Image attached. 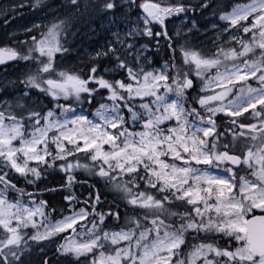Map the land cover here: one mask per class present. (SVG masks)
Here are the masks:
<instances>
[{"label":"snow or ice","instance_id":"6c2138e0","mask_svg":"<svg viewBox=\"0 0 264 264\" xmlns=\"http://www.w3.org/2000/svg\"><path fill=\"white\" fill-rule=\"evenodd\" d=\"M48 16L0 46L18 71L0 92V264H264V0ZM84 17L108 39L70 63Z\"/></svg>","mask_w":264,"mask_h":264},{"label":"trees","instance_id":"16d2710c","mask_svg":"<svg viewBox=\"0 0 264 264\" xmlns=\"http://www.w3.org/2000/svg\"><path fill=\"white\" fill-rule=\"evenodd\" d=\"M33 2L34 0H8L0 4V46H3L5 42L11 46L13 39H26V36L24 35L25 27H31L33 23L41 24L46 18L50 19V16H48L49 8L57 9L60 4L63 3V0H45L49 7L43 10L33 9L30 6ZM13 7L16 9L15 11H13ZM61 14H63V10H61ZM86 18L89 17H84L83 19L73 21L70 31L67 34L65 47L69 48V52L66 55L70 63L73 61H78L81 57L86 58L87 53L92 51L91 48L89 49L91 40L90 26H87V22H84L87 20ZM5 21H7V23ZM5 33L13 35V38L6 39L8 37L4 35ZM2 35H4L3 38H1ZM10 76L11 79L7 80ZM6 77L7 81L5 80ZM17 77L18 71L14 64L0 69V79L2 78L0 80V92L3 91L5 84H8V82L12 80H16ZM9 91H11L10 85ZM84 107L87 109V105ZM78 179L87 180L88 183H92V179L86 176L83 172L78 174ZM60 180V175H52L48 177L45 183H47L49 187H55L58 185ZM87 187L88 184H85L83 187H81L80 184L77 183L75 185L74 191L81 199H83L88 195L87 191H85ZM31 190L32 189H29V191ZM36 191H39V189H36ZM44 198L48 199L50 203L57 205V207H59V202L62 200V197L49 193H45ZM107 198L111 200L112 196L108 195ZM101 199L103 200L104 197L102 196ZM121 211H123V209H121ZM45 250L48 255H52V252L54 251V249L49 250L47 248ZM38 255L39 254L33 253L34 258Z\"/></svg>","mask_w":264,"mask_h":264},{"label":"bare ground","instance_id":"6f19581e","mask_svg":"<svg viewBox=\"0 0 264 264\" xmlns=\"http://www.w3.org/2000/svg\"><path fill=\"white\" fill-rule=\"evenodd\" d=\"M86 19L87 20L84 22H87V26H90V32H92V35H93L91 40H90L89 49L90 48L93 49V48L99 46L101 43L106 42V40L108 39V34L105 32L104 28L101 27V25L103 23L102 21L95 19V18H90V19L86 18ZM202 22L203 21H201V23ZM4 35L7 37L9 36V34H6V33ZM4 35H2L1 38H3ZM6 39H9V37ZM6 79H7V77L5 78V80ZM10 79H11V76L7 80H10Z\"/></svg>","mask_w":264,"mask_h":264},{"label":"rangeland","instance_id":"374dc122","mask_svg":"<svg viewBox=\"0 0 264 264\" xmlns=\"http://www.w3.org/2000/svg\"><path fill=\"white\" fill-rule=\"evenodd\" d=\"M37 253H39V250H36V252L34 254H37Z\"/></svg>","mask_w":264,"mask_h":264},{"label":"water","instance_id":"95a60500","mask_svg":"<svg viewBox=\"0 0 264 264\" xmlns=\"http://www.w3.org/2000/svg\"><path fill=\"white\" fill-rule=\"evenodd\" d=\"M1 1V0H0ZM10 63H12V62H8V64H10ZM0 66H3V65H0Z\"/></svg>","mask_w":264,"mask_h":264}]
</instances>
